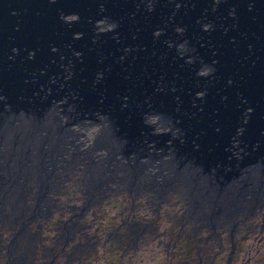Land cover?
I'll return each mask as SVG.
<instances>
[{
    "label": "water",
    "instance_id": "1",
    "mask_svg": "<svg viewBox=\"0 0 264 264\" xmlns=\"http://www.w3.org/2000/svg\"><path fill=\"white\" fill-rule=\"evenodd\" d=\"M93 126L107 162L169 154L194 204L231 213L234 179L264 180V0H0V202L22 225Z\"/></svg>",
    "mask_w": 264,
    "mask_h": 264
},
{
    "label": "flooded vegetation",
    "instance_id": "2",
    "mask_svg": "<svg viewBox=\"0 0 264 264\" xmlns=\"http://www.w3.org/2000/svg\"><path fill=\"white\" fill-rule=\"evenodd\" d=\"M98 23L100 29L110 27ZM96 129H82V142ZM166 130L155 126L156 132ZM160 149L149 145L150 151ZM170 159L145 155L134 162L117 154L115 161L82 160L25 224L20 217L9 223L4 208L0 264H264V180L259 185L251 175L244 179L252 166L228 190L235 209L222 213L224 207L211 201L192 202L187 179L175 174L183 169ZM128 162L139 164L131 182ZM236 181L244 185L240 198Z\"/></svg>",
    "mask_w": 264,
    "mask_h": 264
},
{
    "label": "bare ground",
    "instance_id": "3",
    "mask_svg": "<svg viewBox=\"0 0 264 264\" xmlns=\"http://www.w3.org/2000/svg\"><path fill=\"white\" fill-rule=\"evenodd\" d=\"M98 25H99V27H102V25H101V23H98ZM97 131V129L95 130V132ZM80 135H82V134H78V136H80ZM78 136H77V138H78ZM95 136H96V134H95ZM95 136H94V138H95ZM93 138V139H94ZM99 149H93L92 148V152H90L89 154H88V156H93V158H99L100 156H98V155H94L93 153L94 152H97ZM102 151H105V153H106V150L104 149V150H102ZM101 152V151H100ZM116 158H117V155H116ZM116 158H114V159H112V161H115V159ZM79 159V158H78ZM103 159V158H102ZM82 163V159H79V161H77V159L75 160V161H73L72 160V164H71V167H69V168H67L66 166H64L65 168L64 169H62V170H56V173H55V176H53V179H52V181H55L57 178H61V177H63V176H65V174L67 173V172H69V170H72V167H74V165H76L77 166V164L78 163ZM84 173H85V171H84ZM6 173H2V174H0V176H3V175H5ZM100 175V177H101V175H103L104 176V173H99L98 174V176ZM15 176L16 175H13V174H10V178L11 179H14L15 178ZM178 177V176H177ZM17 179H20V180H22L23 179V176L21 175V176H19ZM182 179V178H181ZM26 180V185L24 186V189H23V193H24V200H26V199H28V197L30 196V194H31V188H32V185L30 184V182H31V180H34V177L32 176V175H30V176H28L27 178H24V181ZM28 180V181H27ZM29 185H31V186H29ZM177 185V184H176ZM60 191V190H59ZM0 192H15L14 190H0ZM18 192H20V190L18 191ZM182 194V193H181ZM11 195H12V193H11ZM189 198V197H188ZM0 204L2 205V206H4V205H6V207L7 208H5V212H6V214H7V219H8V221H9V223H11V224H15V222L14 221H16L19 217H20V219H21V216H22V214H24V211L26 210V207H23V206H21V207H18L16 204H15V200H14V198H12V200L11 201H9V202H6V203H3V202H0ZM258 204V203H257ZM212 207V206H211ZM3 210H4V208H3ZM241 210V209H240ZM48 211V210H47ZM240 213V212H239Z\"/></svg>",
    "mask_w": 264,
    "mask_h": 264
},
{
    "label": "rangeland",
    "instance_id": "4",
    "mask_svg": "<svg viewBox=\"0 0 264 264\" xmlns=\"http://www.w3.org/2000/svg\"><path fill=\"white\" fill-rule=\"evenodd\" d=\"M97 133V131L95 132L94 131V133H92V135H91V140L90 141H88V142H86V143H83L82 141L84 140L83 139V136H78V138L76 139V141H77V143H78V146L80 147V148H78L76 151H81L82 152V154L80 155V156H75V157H73V161H75L76 159H77V161H79V157H81V156H83V154L85 155V156H88V154L90 153V152H92V145H93V142H94V136H95V134ZM94 155H98V156H100L99 158H95V159H97V160H102V158H103V156H102V153L100 152V151H97V152H94L93 153ZM105 154V153H104ZM79 158V159H78ZM82 160H83V158H82ZM81 163V162H80ZM79 164V163H78ZM77 164V165H78ZM82 166V165H81ZM67 167V166H66ZM67 168H69V167H67Z\"/></svg>",
    "mask_w": 264,
    "mask_h": 264
}]
</instances>
